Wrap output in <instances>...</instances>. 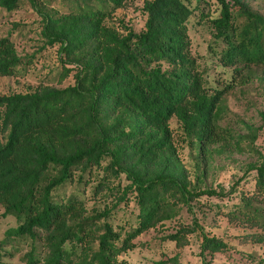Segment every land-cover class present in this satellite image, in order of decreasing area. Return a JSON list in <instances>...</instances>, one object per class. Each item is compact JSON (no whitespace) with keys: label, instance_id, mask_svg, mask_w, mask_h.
<instances>
[{"label":"trees","instance_id":"1","mask_svg":"<svg viewBox=\"0 0 264 264\" xmlns=\"http://www.w3.org/2000/svg\"><path fill=\"white\" fill-rule=\"evenodd\" d=\"M126 1L0 0L2 11L24 3L39 11L41 47L60 44L72 64L62 78L75 68L64 86L0 92V218L15 219L0 237V262L22 251L26 264H126L123 254L139 234L181 217L184 207L193 212L205 193L225 194L200 186L213 153L254 148L258 127L235 134L223 121L228 95L264 80V12L248 0H146L144 28L124 32L111 18ZM18 24L0 36V75L28 63L11 35ZM192 30L207 40L206 50H194ZM182 145L193 152L195 182ZM95 168L103 175L93 192L107 189L110 203L89 208L77 191H59L76 172L82 179ZM250 169L254 192L226 212L260 228L253 233L261 241L264 158ZM178 224L162 240L183 247L199 235L201 264L234 246L206 230L195 212ZM155 262L188 264L179 253Z\"/></svg>","mask_w":264,"mask_h":264},{"label":"rangeland","instance_id":"2","mask_svg":"<svg viewBox=\"0 0 264 264\" xmlns=\"http://www.w3.org/2000/svg\"><path fill=\"white\" fill-rule=\"evenodd\" d=\"M248 1L254 9L264 12V0ZM145 2L146 0H127L114 12L112 21L121 31L126 32L131 28L140 31L148 17ZM41 19L42 15L30 3H24L11 12L0 10V36L7 34L15 22L19 23L11 35L19 52L28 59V63L19 73L0 75L1 93L30 91L42 84L64 86L75 80L73 74L75 68L62 78L65 67L72 64L63 60L59 43L41 47L43 40L40 34ZM192 36L194 50H206L207 40L204 36L194 30ZM226 105L227 112L223 123L230 125L235 134L247 133L250 125L258 127L254 148L241 151L233 147L213 153L200 186L215 187L225 194L205 193L192 203L193 212L184 207L181 217L167 220L165 225L151 227L139 234L135 238L137 246L123 254L126 264H157L155 262L157 259L175 253H179L180 260L188 264H201L199 235L192 234L190 243L183 247H176L173 243L162 240L164 234L176 229L180 219L191 222L194 212L206 230L234 244L226 251L206 256L207 264H260L264 259V240H254L258 234L253 233L261 229L232 220L226 212L235 202L240 201L243 194L254 192L256 170L250 169V165L251 162L264 158V80L254 78L248 84L237 87L226 98ZM171 124L174 128H179L180 123L176 118H172ZM179 155L189 171L190 179L195 182L196 165L190 146H180ZM79 174L80 171L76 172L74 182L67 183L59 191L63 194L77 191L86 199L89 208L103 207L106 201H112L113 195L105 196L108 193L107 189L97 195L93 192L95 184L103 175L101 168H95L92 175L84 174L82 179H79ZM127 181L123 175L122 182ZM117 182L118 179H115L112 184ZM228 190L230 191L226 193ZM130 204L132 208L133 202ZM14 223L15 219L12 216L0 218V237L5 229ZM0 264H26V261L23 260L20 251L13 257H2Z\"/></svg>","mask_w":264,"mask_h":264}]
</instances>
